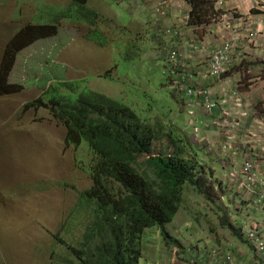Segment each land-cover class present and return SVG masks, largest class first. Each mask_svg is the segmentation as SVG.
Segmentation results:
<instances>
[{"label": "rangeland", "instance_id": "rangeland-1", "mask_svg": "<svg viewBox=\"0 0 264 264\" xmlns=\"http://www.w3.org/2000/svg\"><path fill=\"white\" fill-rule=\"evenodd\" d=\"M74 2L0 0V264H64L73 255L70 248L84 244L91 224L86 210L79 207L81 197L94 185L88 151L69 145L68 129L51 108L31 106L42 99L50 101L47 91L55 86L64 87L63 93L74 100L91 92L105 95L131 108L147 126L163 129L159 140L146 141L140 163L161 156H172L174 163L190 161L199 181L198 187L185 186L180 213L167 232L188 252L192 247L203 253L216 248L241 256L246 264L254 262L252 248L230 225L249 229L254 220L264 218L253 213L252 198L228 179L221 161L226 157L218 156L223 142L217 132L206 146V136L213 130L205 128L203 111L186 108L187 98L172 89L170 62L154 43L156 39L163 44V37L141 27L148 23L153 27L152 16L142 18L138 11L133 16L130 2L119 0H88L85 9ZM221 14L220 9L212 18L217 21ZM161 24L157 23L160 29ZM14 38L17 47L10 45ZM257 74L264 77V71ZM222 91L212 89L224 104ZM260 91L264 95V87ZM253 104L263 117L255 130L262 129L264 102ZM235 140L239 143V138ZM251 145L260 154L250 149L246 154L259 165L264 138ZM260 161L263 173L264 157ZM70 223L73 228L65 234ZM143 240L141 264H187L183 254L166 243L160 227L145 233Z\"/></svg>", "mask_w": 264, "mask_h": 264}, {"label": "trees", "instance_id": "trees-1", "mask_svg": "<svg viewBox=\"0 0 264 264\" xmlns=\"http://www.w3.org/2000/svg\"><path fill=\"white\" fill-rule=\"evenodd\" d=\"M185 1L192 6L190 27L208 25L207 14L218 0ZM74 3L85 9L89 2ZM63 92L61 87L49 90L50 101L42 99L35 105L52 109L68 129L69 144H87L93 153L89 172L94 182L79 206L91 223L84 244L79 249L71 247L73 255L64 264H141L143 236L157 227L164 231L167 243L175 246L165 229L175 222L185 186H199L196 166L186 160L174 163L172 156L140 163L146 141L159 140L163 129L147 126L131 108L105 95L91 92L74 100ZM72 228L70 223L64 231ZM230 229L242 237L241 230L231 225Z\"/></svg>", "mask_w": 264, "mask_h": 264}, {"label": "built area", "instance_id": "built-area-1", "mask_svg": "<svg viewBox=\"0 0 264 264\" xmlns=\"http://www.w3.org/2000/svg\"><path fill=\"white\" fill-rule=\"evenodd\" d=\"M130 0H119L120 3H129ZM174 3L171 0H161L155 5L154 13L159 17V22L165 21L173 14L172 8ZM189 16L185 19L184 24L187 25ZM230 19L223 16L219 25L220 33H222V45L208 55L205 64L204 72L183 70L179 65H174L172 70L173 87L176 93H183L187 96L188 103L186 108H193L203 111L207 116L218 114L220 118L227 119L224 122L216 121L212 127L216 131H220L224 137L223 144L220 145L222 150V159L224 166H227L229 171L228 179L232 183L238 185L239 190L246 192L249 197L254 200L255 210L262 211L264 217V180L261 178L260 166L254 161L255 157H251V153L247 146L238 148L239 152L234 153V157L241 158L242 168L230 166L231 159L229 155L237 148L236 142L240 138V132L243 130L246 122L250 121L253 117L252 113L248 111L244 95L233 84L229 73L233 66H235L240 59L243 58L241 46L243 42L242 31H245L247 36L256 41L258 36L264 32V19L259 23L250 22L244 24L242 28L236 27L234 24L229 25ZM234 26V27H232ZM167 35H172V30H168ZM177 35H180L176 31ZM196 49L205 50V44H201ZM212 83L218 84L223 89L219 93L220 97L224 100V104L216 100V95L213 94L210 85ZM255 122V120H253ZM232 124V126L230 125ZM258 123V122H256ZM193 124V122H192ZM222 129L225 134L222 132ZM200 131L197 129V135ZM236 136V137H235ZM227 139V140H226ZM255 141L257 145L261 143L262 138L253 135L251 141ZM232 142V144L230 142ZM247 239L250 241L255 257L264 264V219L263 221L256 222L252 227L245 231ZM216 253L214 257L205 258L195 255L190 259L191 264H242L241 258L235 253L223 255Z\"/></svg>", "mask_w": 264, "mask_h": 264}, {"label": "crops", "instance_id": "crops-1", "mask_svg": "<svg viewBox=\"0 0 264 264\" xmlns=\"http://www.w3.org/2000/svg\"><path fill=\"white\" fill-rule=\"evenodd\" d=\"M160 1L161 0H130L129 2L131 4V7L129 8V12L131 15L135 16L136 11H138L139 14H142L141 16L142 18L144 17L145 14L147 13L150 14L152 16L151 19L153 20V27H151L150 23L143 24L144 26L141 27L144 28L145 26H147V29L152 30V32L150 31L151 33L153 32L155 33L154 34L155 37L156 35L163 37V41H166V47L171 45L172 44L171 42H174L175 46L178 47L180 51H182L183 53V59H181V63L187 64L188 70L194 72L202 71L205 68L208 55H210L212 51L216 50L222 45L223 34L220 33L221 31L219 25H215V24L219 20H221L223 16H227L230 19L231 23H229V25L234 24L236 27H240V28H242L244 24H248L250 22H259L261 19H264V0H218V2H216L213 6L214 8L213 13L207 14L208 18H206V21L209 23L208 25H204L202 27H186L185 25L182 24V20L184 16H187L189 13H191L192 11L191 4L189 2H185L184 0H171L174 3L173 14L169 19H167V21L165 20V22L162 23L163 24L162 29L181 28L183 30L182 32L184 35L182 39L172 40L171 38H166L163 35L164 31H161V29L157 27V23H155L159 21V17L154 13L155 5ZM220 9L222 10V14H221L222 17L216 21V19H213L212 17L215 18L218 17L217 12L219 13ZM241 34L243 36V42L241 46V52L243 53V58L240 59L238 63L232 67L229 74H231L233 71L235 73H233L231 77L230 76L229 77L230 79H232L234 86L240 90V92L244 95V97H246L247 109L249 112L252 113L253 117L250 121L246 122L243 130L240 132L239 143L236 142V146L237 148H240L241 146H247L248 150L250 149L251 151H259L260 154V150L254 149L252 147L254 146L251 145L252 142L255 145L257 144L255 143L254 139L253 141H251V138L253 137V135L258 136L260 133L261 134L258 137H261L262 140L264 138V132H261V130L264 131V127L260 129L261 126H257V129L255 130L256 122H258L259 118H263V117H261L260 114L259 115L256 114L255 106L253 104V102L258 100L264 102V95L260 94L261 87H264V77L259 78V74H257L258 71H264V32L258 36L256 41L251 40L247 36L245 31H242ZM141 39L142 38H140V40ZM145 39H147V37H144L143 40ZM154 40H155L154 43L158 48L160 54L166 56L165 49H164V53L162 52V48L160 47L159 44L160 41H157L156 39ZM202 43L205 44L206 50L192 49L193 47L198 48L199 46H201ZM167 57L168 56L164 58L167 59ZM202 72H204V70ZM202 72H200L199 74H202ZM248 75H253V76L248 77ZM239 84H243V85H239ZM245 86L247 87V89L243 90V87ZM210 87L215 92L217 87L220 88V86L215 83H212ZM202 114L206 117V122L204 123L205 128L211 131L213 130L212 133L208 134V136L205 135L207 138L206 140L208 141L206 146L213 143L210 140V136L211 134H214L216 132L219 134L218 136H216L219 137L218 140L220 142L221 141L224 142V137L222 136L221 132L214 130V128L212 127L213 123L217 121L220 116L218 114H214L213 116H207L203 112ZM253 120H255V122ZM218 153H219L218 156L221 158L222 156L220 152ZM261 156L264 157V154H261L260 159H258L260 167L263 165V163H261L260 161L263 160V157ZM229 157L232 160L230 166L236 165L238 168L242 166L241 158L234 157V152H232ZM261 178L264 180V172L261 173ZM246 261L247 260L244 259L243 264H246ZM172 263L174 264V262ZM250 263L257 264L255 263V261L251 262V260H249L248 264Z\"/></svg>", "mask_w": 264, "mask_h": 264}, {"label": "clouds", "instance_id": "clouds-1", "mask_svg": "<svg viewBox=\"0 0 264 264\" xmlns=\"http://www.w3.org/2000/svg\"><path fill=\"white\" fill-rule=\"evenodd\" d=\"M191 13H192V11H191ZM191 13H189L187 16H184V18H183V20H182V24L183 25H185L184 24V21H185V19L189 16V21L187 22L188 24L187 25H185L186 27H190V25H189V23H190V16H191ZM64 19V18H63ZM59 20H61V19H59ZM59 20H56L55 21V23L56 24H58V21ZM168 30H171V29H168ZM168 30H166V31H164L163 32V35L166 37V38H171L172 40L173 39H182L183 38V36L180 34V35H177L176 34V32H173L172 33V35H167V31ZM10 45H14V47H17V41H16V38H14V40L13 39H11V41H10ZM160 44V47L162 48V52L164 53V49H165V54H166V56H168V61L171 63V70H173V67H174V65L176 66V65H179L180 67H181V69L183 68V70H185V69H187L188 70V66H187V64H184V63H181V59H183V53H182V51H180V49L178 48V47H176L175 46V44H174V42H172V44L171 45H169L168 47H166V41H164L163 42V44H161V43H159ZM202 44H204V43H202ZM170 47V48H169ZM179 49V50H178ZM193 50H196V48H192ZM205 50H206V48H205ZM177 51H178V53H177ZM174 54V55H173ZM190 71V70H189ZM63 86H65V87H69L70 86V84H67V86L66 85H63ZM60 87V86H59ZM59 87H56L55 86V88L56 89H58ZM61 88H64V87H61ZM49 90H52V89H49ZM49 90L47 91V93L49 92ZM94 93V92H93ZM39 102V101H38ZM35 104H31V106L33 107ZM36 107H37V105H35ZM40 107H43V106H40ZM43 108H45V107H43ZM54 115V114H53ZM58 120V119H57ZM59 121V120H58ZM60 122V121H59ZM61 123V122H60ZM64 127H65V125L63 124V123H61ZM68 141V140H67ZM69 145H71V144H69ZM73 146V145H72ZM74 147H76L77 148V150L78 151H83V150H85V151H88V153H89V155H88V158H89V169H90V164H91V161L93 160V153H91V151H90V148L87 146V144H83V146H81V147H78V146H74ZM84 152V151H83ZM89 171V170H88ZM90 173V172H89ZM253 200V199H252ZM254 201V200H253ZM179 213H180V211H179ZM179 213H178V215H179ZM253 213H255V214H257V213H260V215L261 216H263V214H262V211H256L255 210V207H253ZM177 215V216H178ZM177 218V217H176ZM264 218V217H263ZM175 221H176V219H175ZM256 222H259V220H254L253 222H252V224H251V227H252V225L254 224V223H256ZM175 223V222H174ZM173 223V224H174ZM172 225V224H171ZM250 227V228H251ZM249 228V229H250ZM153 230V229H152ZM166 230V232H167V229H165ZM242 232H241V235H242V237L246 240V242L250 245V247L252 248V246H251V244H250V241L247 239V237H246V235H245V231L246 230H248V229H246V228H241L240 229ZM150 231V230H149ZM163 231V230H162ZM66 233H68L67 231H65V234ZM168 233V232H167ZM169 234V233H168ZM165 236V234H164V231H163V237ZM169 236H170V234H169ZM170 238H172V240L175 242V246L174 245H171V246H173V248H174V250H175V252L176 253H181V254H183V259L186 261V263L187 264H191V262H190V259L192 258V257H194L195 255H197V256H202V257H205V258H211V257H214V255H215V252L216 253H220V252H218V250H216V248H214L213 250H211L210 252H207V253H203L202 251H200V252H194L193 251V247H192V249H191V252H188V249H187V246L186 245H184V244H182L181 242H178V241H176L175 239H174V237H171L170 236ZM165 239V238H164ZM166 240V239H165ZM166 243H167V240H166ZM184 245V246H183ZM143 246H145V244H143ZM184 247V248H183ZM229 253H233V252H226V254H229ZM252 253H253V255H254V252H253V249H252ZM226 254H223V255H226ZM222 255V256H223ZM143 257H144V248H143ZM240 258H241V256H240ZM254 259H255V263H257V264H262L256 257H255V255H254ZM142 260H143V258H142ZM241 263L243 264V258H241Z\"/></svg>", "mask_w": 264, "mask_h": 264}, {"label": "bare ground", "instance_id": "bare-ground-1", "mask_svg": "<svg viewBox=\"0 0 264 264\" xmlns=\"http://www.w3.org/2000/svg\"><path fill=\"white\" fill-rule=\"evenodd\" d=\"M173 7H174V5H173ZM172 11H173V8H172ZM163 22H165V21H161V22H159V23H163ZM168 29H171L172 30V32H176V31H178L182 36H184L183 35V30L180 28H167V29H161V31H166V30H168ZM172 43V42H171ZM171 74H172V70H171ZM176 93V92H175ZM184 96L187 98V96L184 94ZM223 144V143H222ZM221 150V149H220ZM220 150H219V152H220ZM221 156H222V152H221ZM230 156V155H229ZM224 159V158H223ZM234 184H236V183H234Z\"/></svg>", "mask_w": 264, "mask_h": 264}]
</instances>
